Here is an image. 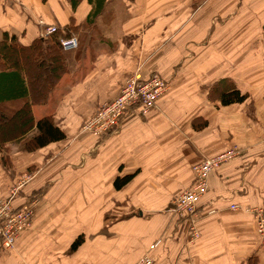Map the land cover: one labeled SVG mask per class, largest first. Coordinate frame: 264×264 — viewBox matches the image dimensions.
<instances>
[{"label": "crops", "instance_id": "obj_1", "mask_svg": "<svg viewBox=\"0 0 264 264\" xmlns=\"http://www.w3.org/2000/svg\"><path fill=\"white\" fill-rule=\"evenodd\" d=\"M47 26L59 39L76 37L78 48L62 51L67 73L32 115L53 116L65 139L20 154L21 167L36 171L12 203L38 194L30 229L12 249L0 247V264H138L145 255L154 264H264L252 214L264 208V0H0V42L27 47ZM138 70L167 81L155 104L135 107L114 134L81 133ZM222 81L246 101L209 98ZM233 148L237 156L209 175L197 201L192 242L174 200L192 187L193 165ZM1 161L0 201L13 181Z\"/></svg>", "mask_w": 264, "mask_h": 264}, {"label": "trees", "instance_id": "obj_2", "mask_svg": "<svg viewBox=\"0 0 264 264\" xmlns=\"http://www.w3.org/2000/svg\"><path fill=\"white\" fill-rule=\"evenodd\" d=\"M6 69L16 72L0 78V154L7 143L24 141L23 151L32 152L63 141L64 133L54 125L53 116L35 122L32 115V107L46 104L51 92L67 73L57 34L32 40L27 47H18L13 38L3 37L0 42V72ZM214 93L219 94L221 106L241 104L248 98L231 81L216 83L209 89V98ZM131 179L132 176L116 178L113 186L120 190ZM37 194L38 191L33 192L27 198L33 199ZM12 204L14 208L20 206ZM82 241L83 237L78 236L71 250L80 246ZM247 264H255V261L249 259Z\"/></svg>", "mask_w": 264, "mask_h": 264}, {"label": "built area", "instance_id": "obj_3", "mask_svg": "<svg viewBox=\"0 0 264 264\" xmlns=\"http://www.w3.org/2000/svg\"><path fill=\"white\" fill-rule=\"evenodd\" d=\"M58 29L54 26L45 27L42 38L46 39L56 35ZM60 48L65 51H74L78 48L77 38L74 36L59 39ZM168 83L160 75L151 74L142 76L140 71H135L124 81L118 95L111 101L99 105L95 116L86 124L83 131L94 135H111L118 131L122 119L135 107L142 111L155 104L157 99L167 90ZM234 149H229L213 157L206 158L191 168L193 184L176 196L173 203V213L179 219L188 223V236L193 242L199 234L193 223L196 222V204L198 199L206 193L209 175L221 165L236 156ZM25 182V181H24ZM23 183V182H22ZM20 186L15 187L9 198L0 201V247L8 250L14 247L19 234L31 227L33 215L32 204L23 203L14 208L12 200L18 194ZM231 209H235L232 206ZM255 221V232L264 246V208L252 211ZM153 247V246H152ZM138 264H154L149 256H144Z\"/></svg>", "mask_w": 264, "mask_h": 264}, {"label": "rangeland", "instance_id": "obj_4", "mask_svg": "<svg viewBox=\"0 0 264 264\" xmlns=\"http://www.w3.org/2000/svg\"><path fill=\"white\" fill-rule=\"evenodd\" d=\"M242 8V4H238L237 6V9H236V12H237V24H238V27H239V24L241 25H244L246 24L245 23V20L241 18V15H239V12H241V9ZM196 10V7L194 8ZM234 17V15H233ZM247 25L249 24L250 20H247ZM254 22V20H253ZM250 27V26H248ZM63 51V50H62ZM139 71V70H138ZM128 78V77H127ZM126 78V79H127ZM99 108V106L97 105L95 107V109L92 110V112L85 118V120L83 121V124L81 126V133H85L83 131L84 127L86 126V124L91 120L90 118H92L93 116H95L96 114V110ZM24 143V142H23ZM24 145V144H23ZM23 145L21 146H18L17 149H13V153H10L9 150L11 149H4L1 153L2 155V161H1V165L2 167L5 169H13L12 170V177H13V181H12V185L9 189V192L11 193L13 189H15V187H18V185L20 186V189H19V192L18 194H16V196H14L13 200H15V198H18L19 197V194L21 192V190H25L27 186L30 185L33 177H34V174H35V171H36V168L35 167H30V168H26V167H21V166H24V165H20L19 162H20V159H21V155H24L25 154V151H23ZM235 151H236V156L238 154V151L237 149L233 148ZM16 154H18L16 156ZM14 157L16 158V160H14V162L11 163L10 161V157ZM21 156V157H20ZM20 158V159H19ZM25 181V182H24ZM23 182V183H22ZM9 193V194H10ZM36 198H37V195L35 198L33 199H26V203H29V204H32L31 207H32V211H33V206L36 202ZM12 200V202H13ZM32 220H33V215H32V219H31V225H32ZM146 256V255H145ZM140 262V261H139ZM138 262V263H139Z\"/></svg>", "mask_w": 264, "mask_h": 264}]
</instances>
